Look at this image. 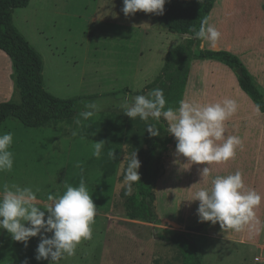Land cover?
I'll return each instance as SVG.
<instances>
[{
    "label": "rangeland",
    "instance_id": "374dc122",
    "mask_svg": "<svg viewBox=\"0 0 264 264\" xmlns=\"http://www.w3.org/2000/svg\"><path fill=\"white\" fill-rule=\"evenodd\" d=\"M122 7L123 0H29L26 8L14 10V26L42 60L44 89L55 98L80 102L70 120L40 128H27L12 117L2 123L0 133L13 134L10 150L14 164L11 172L0 173V192L5 184L31 187L37 196L34 203L45 211L51 203L49 194H62L66 185L77 186L83 176L97 207L93 238L82 241L76 254L59 264H182L177 248L162 239L173 232H182L194 242L201 264H264V131L260 133L255 103L245 94L243 100L232 98L238 103V111L226 121V135H237L244 144L243 150L237 149L235 159L209 165L211 173L205 178L200 171L206 165H189L187 158L176 154L173 141L165 157V173L155 189L158 223L127 218L120 198L121 191L126 190L127 161L136 152L139 173L152 136L145 130L144 121L130 119L119 105L126 98L149 92L147 86L162 73L167 54L187 39L168 32L155 14L138 11L126 17ZM214 10L207 19L222 34L220 50L230 42L231 54L241 64L247 49L264 53L263 0H216ZM1 60L11 70L2 52ZM258 60L264 62V57ZM206 63L229 70L214 60ZM11 72L5 77L1 97L9 98L1 103L19 102ZM217 73L209 71L206 83L214 76L223 77ZM203 86L200 94L186 100L215 103L225 99L205 96ZM92 102L100 105V110L85 120L80 113ZM101 140L106 145L102 157L96 159L92 142ZM109 149L117 154L115 160L108 158ZM77 163L81 167H76ZM236 171L242 173L245 185L262 197L256 209L259 223L235 232L218 223L201 222L196 211L199 201L188 200L200 188H210L215 176ZM187 227L200 230L188 232ZM0 231V264H50V258L35 259L39 235L30 238L25 247L23 242L13 241L6 230Z\"/></svg>",
    "mask_w": 264,
    "mask_h": 264
},
{
    "label": "clouds",
    "instance_id": "9594fccd",
    "mask_svg": "<svg viewBox=\"0 0 264 264\" xmlns=\"http://www.w3.org/2000/svg\"><path fill=\"white\" fill-rule=\"evenodd\" d=\"M167 0H123L121 11L127 16L138 11L164 14ZM203 4L204 0H199ZM193 35L186 39H200L215 46L221 32L205 18L199 30L192 29ZM124 115L134 120L137 117L146 123V131L152 137L160 135L156 123L161 118L168 122L167 132L176 141V154L187 158L188 164H205L200 171L202 177L211 173V164H223L235 159L237 149L244 144L237 135H226V121L237 111L235 99L225 98L215 103H199L180 100L177 108L167 107L163 89L154 88L144 95L124 99L119 105ZM100 110L95 102L86 103L80 113L85 120ZM260 114L259 105L256 106ZM77 124L81 121L76 120ZM75 134V133H74ZM13 143L11 132L0 133V173L11 172L14 154L10 150ZM106 142H92V156L100 159ZM107 156L115 160L117 154L109 149ZM81 167L79 163L75 165ZM140 161L136 152L129 157L125 169V195H131L133 184L140 181L138 169ZM60 195L49 194L51 203L44 209L37 207L36 192L31 187L16 184L3 185L0 192V229L6 230L13 241L23 242L25 247L30 238L39 235L35 259L49 260L59 264L65 257L76 254L82 241L92 240L97 207L93 202L83 176L77 186L66 185ZM36 191H39L38 189ZM261 195L245 185L240 171L225 176L217 175L211 180V187H202L188 201H199L197 215L201 222L219 224L221 228L241 232L246 226L259 223L256 209L261 204ZM259 232V229H257ZM51 233V236L47 234ZM27 264V261L24 262Z\"/></svg>",
    "mask_w": 264,
    "mask_h": 264
},
{
    "label": "trees",
    "instance_id": "16d2710c",
    "mask_svg": "<svg viewBox=\"0 0 264 264\" xmlns=\"http://www.w3.org/2000/svg\"><path fill=\"white\" fill-rule=\"evenodd\" d=\"M214 1L204 0L201 4L199 0H167L164 14L156 17L168 32L191 36L192 29L198 31L201 21L212 11ZM28 3L29 0H0V51L10 60L13 89L19 98L18 103H0V126L12 117L27 128H40L52 122L70 120L78 112L79 99H58L44 89L42 60L13 24L14 10L26 8ZM191 60H214L233 71L241 69V90L264 113L262 97L238 58L227 51L202 50L199 48V39L195 38L187 39L184 45L170 51L162 73L147 86L148 91L163 89L166 108H177L178 102L182 100ZM180 77V83L174 87V82ZM150 122L157 124L160 135L152 137L148 155L139 172L140 181L133 184L132 194L125 195V190H122L120 198L129 220L157 224L155 189L165 173L164 161L171 152L174 137L167 132L168 122L163 118L159 122ZM162 239L177 248L182 264H201L196 245L186 235L173 232L171 237Z\"/></svg>",
    "mask_w": 264,
    "mask_h": 264
},
{
    "label": "crops",
    "instance_id": "0c3cea01",
    "mask_svg": "<svg viewBox=\"0 0 264 264\" xmlns=\"http://www.w3.org/2000/svg\"><path fill=\"white\" fill-rule=\"evenodd\" d=\"M215 6H216V0L214 1L212 11L214 10ZM215 11L216 10H214V12ZM207 43H209V42L199 39V48L202 50H210V51H227L229 53H232V51H233V47H231L230 42L226 43V45H224L225 46L224 50H220L221 43L219 41L217 42V44L215 46H211L210 43H209V45H207ZM207 48H209V49H207ZM259 52H260V50H258V49H254V50L253 49L252 50L247 49L245 51L246 57L244 60H242V62H243L242 66L245 68V70H246L248 76L250 77L251 81L253 82L255 87L258 89V91L262 97V101L264 102V65H263L264 62L258 60V57H260V56L264 57V53H260L261 54L260 55V54H258ZM253 58H255L256 60H254ZM207 61L208 60H202L201 61L202 64H200V65H203V66H200L197 64V62H199V60L190 61L189 72H188L187 81H186V85H185V89L183 92L182 99L186 100V99H189L191 97V95L200 94L199 91H200V89H202V86L204 85L203 86V88H204L203 94H205V96H210V95L214 94L216 96H222L223 98H237V99L243 100L244 94L245 95H247V94L244 93L240 88L239 76L236 74V71L231 70L227 66H226V68H228L229 70H225L224 68H222L218 64H214V63L208 64V63H206ZM191 63H192V65H191ZM7 65L3 64L2 60L0 61V103L3 100L5 101L9 98V97L4 98V99L1 98V97H3V91L5 89L4 88L5 77L9 71L11 72L10 67H8ZM10 65H11V63H10ZM209 71H211V74H213V73L218 74L217 72L220 71L221 74H223V77L222 76H216V77L214 76L210 80L209 83H206L208 81L207 74ZM211 90H213V91H211ZM6 92H5V94L8 95ZM255 106H256V104H255ZM254 113H257V112H254ZM256 118H258V120H260V124H261L260 125V128H261L260 133L262 134L263 133L262 131H264V113H262L260 111V114H258V116ZM174 144H175V139H174ZM171 158H172V156H171ZM172 223L175 226L179 227L180 229H184L183 225H179L178 223H175V222H172ZM178 231H181V230H178ZM0 233H1V231H0ZM179 233H182V232H179Z\"/></svg>",
    "mask_w": 264,
    "mask_h": 264
},
{
    "label": "water",
    "instance_id": "95a60500",
    "mask_svg": "<svg viewBox=\"0 0 264 264\" xmlns=\"http://www.w3.org/2000/svg\"><path fill=\"white\" fill-rule=\"evenodd\" d=\"M236 74L239 77H242V71H241V69L236 70ZM185 230L188 231V232H199L200 228H190V227H187Z\"/></svg>",
    "mask_w": 264,
    "mask_h": 264
}]
</instances>
